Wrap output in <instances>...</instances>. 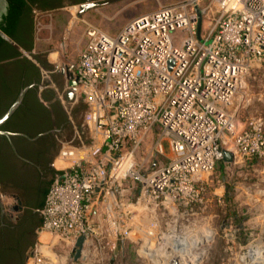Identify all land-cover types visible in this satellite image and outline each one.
Returning <instances> with one entry per match:
<instances>
[{
    "label": "built area",
    "instance_id": "2783aa9c",
    "mask_svg": "<svg viewBox=\"0 0 264 264\" xmlns=\"http://www.w3.org/2000/svg\"><path fill=\"white\" fill-rule=\"evenodd\" d=\"M188 1L135 15L116 33L91 26L76 56L63 60L86 109L75 138L63 142L66 164L40 209V235L50 238L37 243L36 264H88L68 260L83 235L84 250L96 252L89 264H107L104 251L114 256L127 229L124 205L140 199L188 205L218 162L264 156L262 118L240 128L232 107L250 63L264 59V0H219L207 31ZM154 136V150L137 162L140 146ZM164 141L172 155L161 162ZM137 165L145 166L143 176ZM133 178L140 187L130 184ZM128 185L137 201L132 193L128 200ZM59 252L62 263L50 254Z\"/></svg>",
    "mask_w": 264,
    "mask_h": 264
},
{
    "label": "rangeland",
    "instance_id": "374dc122",
    "mask_svg": "<svg viewBox=\"0 0 264 264\" xmlns=\"http://www.w3.org/2000/svg\"><path fill=\"white\" fill-rule=\"evenodd\" d=\"M181 1L188 0H116L89 8L80 15L77 12L80 4L57 12L48 11L35 18L38 42L41 49H60L62 44H67L65 57L69 58L75 44L80 48L84 45L89 27L116 33L135 15ZM195 5L203 16L201 30H209L214 24L212 20L219 16V0H194L190 9ZM74 6H78L77 11ZM201 38L205 37L201 35ZM232 107L240 128L253 117L262 118L264 136V59L250 63ZM84 113L85 110L77 125L83 123ZM75 131L73 125L66 139L73 140ZM155 140L158 136L148 138L140 146L137 162L154 150ZM62 149L63 145L58 158ZM171 155L170 146L164 141L161 162H166ZM139 169L143 176L145 166L137 165L136 170ZM206 180L199 198L188 205H154L142 199L124 205L127 215L121 224L127 229L118 236L119 251L114 254L113 264H180L181 259L184 264H252L255 258L263 256L264 156L231 166L220 161ZM129 182L140 187L137 178ZM126 191L131 201L129 185ZM132 196V201H137L138 196L133 193ZM49 238L41 234L37 242ZM172 247H177L172 249L175 254L171 252ZM104 252L105 257L110 254V251ZM60 253H53L55 261L66 259L64 252ZM93 253L95 258L96 252Z\"/></svg>",
    "mask_w": 264,
    "mask_h": 264
},
{
    "label": "flooded vegetation",
    "instance_id": "af4514ba",
    "mask_svg": "<svg viewBox=\"0 0 264 264\" xmlns=\"http://www.w3.org/2000/svg\"><path fill=\"white\" fill-rule=\"evenodd\" d=\"M87 1L7 0L0 15V264H36L40 209L63 166V142L86 109L72 72L54 57L66 50L41 49L35 18ZM84 252L68 259L91 263L93 248ZM106 257L108 264L113 253Z\"/></svg>",
    "mask_w": 264,
    "mask_h": 264
},
{
    "label": "water",
    "instance_id": "95a60500",
    "mask_svg": "<svg viewBox=\"0 0 264 264\" xmlns=\"http://www.w3.org/2000/svg\"><path fill=\"white\" fill-rule=\"evenodd\" d=\"M113 1H116V0H101V1H98V0H91V1H87V2H84V3H80L79 7H80V11L78 12V14L80 15L81 12L89 9V8H92L94 6H97V5H100V4H104V3H108V2H113ZM6 6H7V0H0V15L3 11L6 10ZM199 24H200V20H199ZM4 34V33H3ZM75 86V85H74ZM232 155L230 152H228L227 150H224L223 151V158L225 160H228V159H231ZM86 242V235H83L81 237H79L76 241V246L78 248V255L81 254L82 252H84V243ZM119 251V247L116 246L115 250H114V254L116 252ZM174 260V259H173ZM183 260L181 259V262ZM180 264H184V262H182ZM114 263V256L111 258L110 260V263L108 264H113ZM252 264H264V255L263 256H258L257 258H255L253 260V263Z\"/></svg>",
    "mask_w": 264,
    "mask_h": 264
},
{
    "label": "crops",
    "instance_id": "0c3cea01",
    "mask_svg": "<svg viewBox=\"0 0 264 264\" xmlns=\"http://www.w3.org/2000/svg\"><path fill=\"white\" fill-rule=\"evenodd\" d=\"M64 45H65V44H64ZM66 48H67V44H66ZM77 48H78V46H77ZM76 51H77V50H76V44H75L73 50L71 51V54H72V55H70V58H74V57L76 56V54H77V53H75ZM58 52H59V51H58L57 49H56V51L54 52V57L56 58V60H57L58 62H59V61H63V59L65 60V58H66L65 55L62 54V55L64 56V58H63V59L61 58V59H62V60H61ZM62 159H63V158H62ZM62 159H61V160H62ZM65 162H66V161L62 160V164H65ZM81 264H83V263H81Z\"/></svg>",
    "mask_w": 264,
    "mask_h": 264
},
{
    "label": "bare ground",
    "instance_id": "6f19581e",
    "mask_svg": "<svg viewBox=\"0 0 264 264\" xmlns=\"http://www.w3.org/2000/svg\"><path fill=\"white\" fill-rule=\"evenodd\" d=\"M230 5H231V2H230ZM65 164H66V162H65ZM64 165V164H63ZM174 247H172L171 248V252L173 253V254H175L174 252L175 251H173L172 249H173ZM177 248V247H176ZM176 248H174V249H176ZM177 260V259H176ZM45 264H51V262L50 261H47Z\"/></svg>",
    "mask_w": 264,
    "mask_h": 264
}]
</instances>
